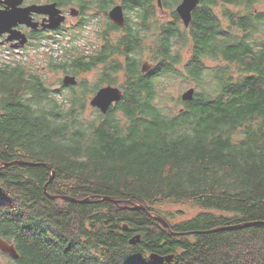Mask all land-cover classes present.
I'll list each match as a JSON object with an SVG mask.
<instances>
[{
  "label": "trees",
  "instance_id": "16d2710c",
  "mask_svg": "<svg viewBox=\"0 0 264 264\" xmlns=\"http://www.w3.org/2000/svg\"><path fill=\"white\" fill-rule=\"evenodd\" d=\"M261 1L200 0L182 27V0H162L168 22L156 20L158 0H82L83 14L122 5L126 23H106L103 48L73 57V71L70 57L51 61V69L76 76L103 66L96 84L64 86L70 94L62 102L26 63L0 68V238L19 255L0 251V264H158L152 253L175 256L163 264H264ZM115 31L122 34L113 40ZM186 46L192 56L183 65ZM148 48L153 68L145 73ZM207 58L222 65L212 68ZM178 77L197 89L192 101H175L182 108L174 113L157 101ZM105 85L120 88L122 98L85 121L88 96ZM17 161L35 165H8ZM173 204L203 212L173 222L162 212Z\"/></svg>",
  "mask_w": 264,
  "mask_h": 264
},
{
  "label": "rangeland",
  "instance_id": "374dc122",
  "mask_svg": "<svg viewBox=\"0 0 264 264\" xmlns=\"http://www.w3.org/2000/svg\"><path fill=\"white\" fill-rule=\"evenodd\" d=\"M159 6V4H158ZM258 10L264 12V0L261 1L258 5ZM233 12H237L238 8L230 7ZM216 10L217 14H221V10L223 7L217 8ZM97 8H94L90 10L86 15L87 17L94 15L96 13ZM102 15V16H101ZM100 16L102 17V22L104 21L105 17L103 14ZM100 17V18H101ZM156 20L159 22H168L171 20V12L170 10L163 9L161 7L157 10V16ZM183 22V21H182ZM184 25L183 22V26ZM105 29V25L97 24V22H89L85 23L83 26H81L80 32H78L76 35L77 37L73 39V34L70 33V36H68L69 40L65 39H47L43 41L38 47H1L0 46V68L8 64L10 62H23L26 63L27 66H30L29 68H33L34 71L41 76V78L45 81L46 85H48L52 90L60 91L59 94H57V98L62 102L66 97L70 94V91L68 89L64 90V84L63 79L66 75V70L73 71L74 68L71 66V63L73 61V57L79 56V55H91L96 54L97 49L99 47H102L104 44V40L99 36V33L97 29ZM98 33V34H97ZM122 32L115 31L110 34L111 38L113 40L118 39L121 36ZM72 37V38H71ZM152 39L146 40V47H149L152 44ZM39 43V42H38ZM59 43V51L56 52L53 50L48 51L46 49H42V46L44 44H47V46L56 45L53 44ZM20 49L21 51H18ZM182 56V64L184 65L192 56V46H186L179 49ZM70 52L69 56L67 55V52ZM99 51V50H98ZM17 52H20L24 54L23 57H18ZM7 53H10L11 56L8 58L6 56ZM70 57V58H69ZM150 50L149 48L144 52V55L142 57V69L144 68H153V64L150 61ZM68 62V67L66 70L64 69H51L50 63L51 61L55 62H66V59ZM206 63L212 67L216 68L218 65H222L219 61H213L212 59L207 58ZM181 66H179V69ZM103 69V66H98L96 69H94L90 73H81L77 74V80L83 81L87 80L90 84L94 85L96 82L100 79L101 76V70ZM149 72V71H148ZM69 75H74L73 73H68ZM165 80V79H164ZM164 80H162L161 85H163ZM123 83V76L121 75L119 78L118 84ZM108 86V85H105ZM117 87V86H114ZM165 93L160 95V98L158 99V103H161L164 108H167L169 111H172L174 113L178 112L182 107L181 105L177 104L175 101L178 99L182 100V96L184 93H186L189 89L194 88L197 89V85L195 83L189 82L185 80V78L178 77L175 80L169 81L165 86ZM64 91H63V90ZM63 91V92H62ZM196 93V90H195ZM94 94H90L88 96V103L86 111L83 115V119L85 121H92L95 117V107H92L90 102L93 98ZM183 101V100H182ZM162 212L165 214L167 218H169L173 222H180L185 221L188 219H192L203 212L201 208L198 206H195L193 204H179V205H168L162 208ZM163 218V217H162ZM164 219V218H163ZM158 221V220H157Z\"/></svg>",
  "mask_w": 264,
  "mask_h": 264
},
{
  "label": "water",
  "instance_id": "95a60500",
  "mask_svg": "<svg viewBox=\"0 0 264 264\" xmlns=\"http://www.w3.org/2000/svg\"><path fill=\"white\" fill-rule=\"evenodd\" d=\"M199 3H200V0H182V2L177 6L176 11L179 14L180 18L182 19V21L184 22V25L186 27H189V25L192 21L193 12L197 8ZM158 4H159V7L163 8L162 0H158ZM53 8L56 9L55 4L44 5V6L33 5L29 8H26V9L25 8H14L13 10L6 11L3 14H0V33L9 31L12 27L17 26L18 24H28V25H31L33 27H37L38 26L37 23H32V19L30 16L31 12L45 13L46 11L53 9ZM109 17L112 20V22H114L116 25H118L120 27L125 26L126 18H125L124 7L122 5L114 6L111 9V11L109 12ZM63 20H64L63 17H61L58 21H55V20H53V18H51V20H49L51 22L49 27H57L63 22ZM11 39L13 40L14 37H11ZM21 45H22V43H19V44L15 45V47L21 46ZM143 71L145 73H147L149 71V68L146 69L143 67ZM63 84L65 86H75L78 84V80L75 76L67 75L63 79ZM122 96H123V92L120 88L114 87L111 85L103 86L93 96L90 104L92 107L98 108L99 110L102 111V113L106 114L108 112V110L110 109V107L114 103H117L122 98ZM194 96H195V89L191 88L186 93L183 94L182 100L183 101H192L194 99ZM0 114H1V110H0ZM14 164L15 165L16 164H18V165L19 164L20 165H35L33 163H28V162H24V161H17V162H13L11 164H8V165H14ZM54 177H55V173H53V176L50 179V181H52ZM51 198L68 200V201L75 202V203H89V202H91L90 198H86L84 200H78L76 198H71V197H66V196H57V197H51ZM104 200L111 201L114 203H119V201L112 200L111 198H108V197H105ZM134 209L144 210L149 215H151V213L148 212L144 206L137 205L134 207ZM152 217L154 219L160 221L164 225L165 228H167L171 231L170 225L161 216L152 215ZM253 224L252 223L241 224L238 226L219 228V229L209 231V233L210 232L225 231V230L240 229V228L250 226ZM140 239H141L140 235L135 236L130 240V244L131 245H137L140 242ZM0 251L2 253L11 255L12 257H16V258L19 257L15 245L8 243L7 241H5L2 238H0ZM174 257H175L174 255L164 257V256H161V255L156 254V253H152L150 255V259L152 261H154L155 263H158V264H163L166 261L172 262Z\"/></svg>",
  "mask_w": 264,
  "mask_h": 264
},
{
  "label": "flooded vegetation",
  "instance_id": "af4514ba",
  "mask_svg": "<svg viewBox=\"0 0 264 264\" xmlns=\"http://www.w3.org/2000/svg\"><path fill=\"white\" fill-rule=\"evenodd\" d=\"M81 1L82 0H0V14H3L4 12L9 10H13L14 8L26 9L33 5H56V9H50L45 13L31 12L30 16L32 19V23H37V27H33L28 24H18L17 26L12 27L9 31L0 33V46L15 47V45L22 43L20 47H38L39 45H35L36 43L43 42L51 38L57 40L67 39L71 41V39H69L70 37L68 38V36H70V33L73 34V39H75L77 37L76 34L81 30L82 23L84 22L83 18L87 16L86 14L82 13V9L80 7ZM111 9L112 8H110V10ZM110 10L107 14L103 13L100 9L96 10V13L90 16L93 17L92 22H97V24L100 25H105L106 23L109 24L108 22L114 23L109 17ZM89 11H86L85 13H88ZM101 14L105 16L103 17L105 22H102ZM61 17H63L64 20L59 26L49 27L51 23L49 20H51V18H53V20L55 21H58ZM97 31L99 33V36L101 34H105L104 36H106L107 34L105 29L103 28H98ZM110 34L111 33H109V36ZM11 37H14V39L12 40ZM102 48L103 46L99 47V49L97 50H101ZM66 75L69 74L66 73ZM71 76L76 77V75Z\"/></svg>",
  "mask_w": 264,
  "mask_h": 264
},
{
  "label": "built area",
  "instance_id": "2783aa9c",
  "mask_svg": "<svg viewBox=\"0 0 264 264\" xmlns=\"http://www.w3.org/2000/svg\"><path fill=\"white\" fill-rule=\"evenodd\" d=\"M53 44H56V43H53ZM59 48H60L59 43L56 44V45H53V47H52V46H47V44H44V45L42 46V49H46V50H48V51H52V53H53V50L56 51V52H58V51H59ZM18 51H21V50L18 49ZM21 52H22V51H21ZM6 56H7L8 58H10L11 54H10V53H7ZM17 56H18V57H23L24 54H22V53H20V52H17ZM10 63H12V62H10Z\"/></svg>",
  "mask_w": 264,
  "mask_h": 264
},
{
  "label": "clouds",
  "instance_id": "9594fccd",
  "mask_svg": "<svg viewBox=\"0 0 264 264\" xmlns=\"http://www.w3.org/2000/svg\"><path fill=\"white\" fill-rule=\"evenodd\" d=\"M73 6H75V5H73ZM95 6H96V5H94V7H95ZM109 10H110V8H109ZM139 11H140L139 9H136V13H139ZM217 11H218V9H217ZM132 19H133V20H136V16H135V15H132ZM137 22H138V21H137ZM176 51H177V49L174 48V49H173V52H176ZM118 115H120V114H118Z\"/></svg>",
  "mask_w": 264,
  "mask_h": 264
},
{
  "label": "bare ground",
  "instance_id": "6f19581e",
  "mask_svg": "<svg viewBox=\"0 0 264 264\" xmlns=\"http://www.w3.org/2000/svg\"><path fill=\"white\" fill-rule=\"evenodd\" d=\"M106 4V3H105ZM111 11V10H110Z\"/></svg>",
  "mask_w": 264,
  "mask_h": 264
}]
</instances>
